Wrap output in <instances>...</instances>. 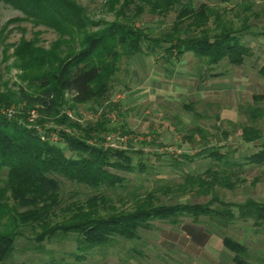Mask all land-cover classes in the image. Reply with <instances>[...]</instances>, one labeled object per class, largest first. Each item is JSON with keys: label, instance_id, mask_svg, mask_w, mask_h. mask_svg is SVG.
<instances>
[{"label": "rangeland", "instance_id": "obj_1", "mask_svg": "<svg viewBox=\"0 0 264 264\" xmlns=\"http://www.w3.org/2000/svg\"><path fill=\"white\" fill-rule=\"evenodd\" d=\"M75 1L92 21V29L122 20L119 8L124 0ZM201 3L213 12L207 34L219 31L220 20L238 31L249 47L242 64L226 59L212 63L191 52L167 61L160 47L151 52L144 42L141 52L120 57L101 96L76 104L70 94L62 92L57 111L43 115L37 105L18 97L19 89L35 93L39 85L37 67L28 69L31 65L24 62L31 54L25 59L19 56L20 41L39 51L49 49L60 36L0 0V113L34 128L42 140L61 146L66 155L73 153L61 140L62 134L121 150L134 165L132 171L112 169L121 178L114 186L94 187L58 175L57 202L52 204L50 200L19 204L7 190L0 196L1 203L9 206L0 216V233L14 236L9 263L235 264L232 252L222 244L224 234L245 245L246 264H264V227L237 217L235 206L247 198L264 202V163L227 168L217 183L186 185L188 176H205L210 181L205 170L222 169L204 156L209 149L225 153L229 161L243 162L244 156L264 144V76L260 72L264 67V0H196L195 5ZM176 15V10L161 13L145 8L134 23L148 37L167 44L162 37L172 31ZM244 127L253 129L246 135L249 138L242 134ZM143 199L153 205L210 201L215 208H229L235 217L200 216L192 221L184 216L177 225L155 219L153 228L140 230L137 238L115 237L90 250L78 248L76 233L53 229L70 209L96 206L97 215L106 216L130 210ZM44 203L52 206L44 220L21 217Z\"/></svg>", "mask_w": 264, "mask_h": 264}, {"label": "trees", "instance_id": "obj_2", "mask_svg": "<svg viewBox=\"0 0 264 264\" xmlns=\"http://www.w3.org/2000/svg\"><path fill=\"white\" fill-rule=\"evenodd\" d=\"M3 1L22 12L24 18L35 24L49 26L60 36L47 50L38 51L30 47L29 42L20 41L22 45L18 51L19 56L24 58L31 54L24 62L31 65L28 69L37 67L35 79L39 81V85L34 87L35 93L19 89L18 97L29 105H37L43 115H51L57 111L62 92L70 94L72 102L76 104L101 96L107 89L110 76L117 70L116 63L120 57L141 52L144 42L148 43L145 46L151 52L160 47L167 61L171 57L177 58L185 52H191L212 63L226 59L231 64L240 65L250 54L249 47L242 43L238 31L221 24L220 20L216 24L219 31L207 34L206 24L213 12L205 3L196 6V0H124L119 8L122 20L114 19L98 29H92V21L75 0ZM145 8L161 13L177 11L172 31L162 37L169 43L158 42V39L148 37L135 26L134 18ZM128 10L131 13H127ZM196 30L199 33L197 35ZM260 72L264 76V67ZM252 131L251 127H244L242 134L246 136ZM61 140L72 155H66L61 146L42 140L34 128L0 113V196L8 190L19 204L27 206L47 200L52 204L57 202L58 175L94 187L114 186L120 184L121 178L112 169L132 171L134 168L130 158L121 150L89 145L84 139L67 134H62ZM204 156L219 163L222 169L207 168L205 172L211 177L210 181L205 176H188L186 185L194 186L196 183L202 187L205 183L222 181L220 173H226L229 170L227 168L235 165L263 164L264 144L244 156L243 162L229 161L225 153L215 149H209ZM3 181H6L4 187L1 186ZM140 202L130 210L115 211L106 216L97 215L96 206L86 210L81 207L70 209V213L53 229L76 233L78 248L90 250L110 243L115 237L137 238L140 230L153 228L152 221L155 219L167 220L177 225L180 217L184 216L191 217L192 221H198L200 216L224 219L235 217V213L229 208H215L210 201L167 205H153L147 199ZM235 206L237 217L252 219L254 226L264 227V202L247 198ZM51 207L44 203L41 207L29 208L21 217L44 220L49 216L48 210ZM8 209L9 206L1 203L0 198V216ZM50 231L51 229L48 232ZM221 238L224 248L232 252L233 262L246 264L245 245L228 235L223 234ZM13 246V234L0 233V264H11L7 260ZM39 264L65 263L49 261Z\"/></svg>", "mask_w": 264, "mask_h": 264}]
</instances>
